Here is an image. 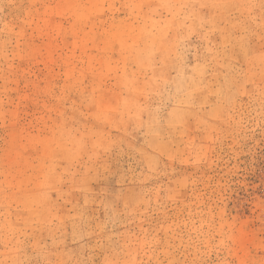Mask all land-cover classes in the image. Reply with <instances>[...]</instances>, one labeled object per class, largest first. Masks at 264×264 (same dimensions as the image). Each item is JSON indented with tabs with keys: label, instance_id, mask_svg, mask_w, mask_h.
Masks as SVG:
<instances>
[{
	"label": "rangeland",
	"instance_id": "374dc122",
	"mask_svg": "<svg viewBox=\"0 0 264 264\" xmlns=\"http://www.w3.org/2000/svg\"><path fill=\"white\" fill-rule=\"evenodd\" d=\"M0 264H264V0H0Z\"/></svg>",
	"mask_w": 264,
	"mask_h": 264
}]
</instances>
